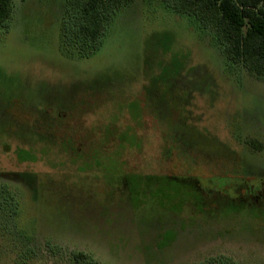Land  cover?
<instances>
[{"label": "rangeland", "instance_id": "obj_1", "mask_svg": "<svg viewBox=\"0 0 264 264\" xmlns=\"http://www.w3.org/2000/svg\"><path fill=\"white\" fill-rule=\"evenodd\" d=\"M12 2L0 264H264V202L202 198L263 185L264 77L168 0L122 7L82 61L61 48L65 0Z\"/></svg>", "mask_w": 264, "mask_h": 264}, {"label": "trees", "instance_id": "obj_2", "mask_svg": "<svg viewBox=\"0 0 264 264\" xmlns=\"http://www.w3.org/2000/svg\"><path fill=\"white\" fill-rule=\"evenodd\" d=\"M133 0H65L59 26L65 56L88 60L103 43L106 25ZM170 8L211 31L227 60L264 77V0H168ZM13 15L12 0H0V29ZM40 114L42 111H35ZM127 208L131 207L128 203Z\"/></svg>", "mask_w": 264, "mask_h": 264}, {"label": "flooded vegetation", "instance_id": "obj_3", "mask_svg": "<svg viewBox=\"0 0 264 264\" xmlns=\"http://www.w3.org/2000/svg\"><path fill=\"white\" fill-rule=\"evenodd\" d=\"M200 181V180H199ZM210 182V181H207ZM262 179L259 181H245L244 183H240L236 189L232 188L231 182L228 184H220L218 190H217V184H215L214 189H210L212 187L211 184H208L206 186V190H202L203 193L207 194H201L202 198L209 199V203H215L220 206L222 203H224V198L228 196H234V203L235 205H241V207H235L236 210H242L243 205H255L256 207L261 206V204L264 202V182L262 185ZM236 192V193H235ZM205 196H208L205 198ZM223 199V200H222ZM215 201V202H213ZM223 201V202H221ZM232 206L234 203L230 202ZM204 204H206L204 202ZM234 205V206H235Z\"/></svg>", "mask_w": 264, "mask_h": 264}]
</instances>
